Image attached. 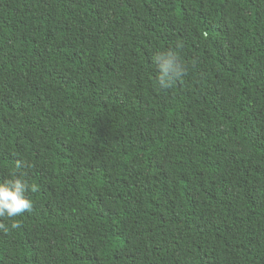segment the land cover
<instances>
[{"label":"trees","instance_id":"16d2710c","mask_svg":"<svg viewBox=\"0 0 264 264\" xmlns=\"http://www.w3.org/2000/svg\"><path fill=\"white\" fill-rule=\"evenodd\" d=\"M17 174L0 264H264V0H0Z\"/></svg>","mask_w":264,"mask_h":264},{"label":"clouds","instance_id":"9594fccd","mask_svg":"<svg viewBox=\"0 0 264 264\" xmlns=\"http://www.w3.org/2000/svg\"><path fill=\"white\" fill-rule=\"evenodd\" d=\"M152 61L155 65L157 84L162 89L171 87L173 82L186 75V66L181 62L176 51L159 52ZM28 191L29 185L20 174L0 182V218L13 219L30 211L32 201L28 198ZM10 227L16 229L20 224L13 222Z\"/></svg>","mask_w":264,"mask_h":264}]
</instances>
